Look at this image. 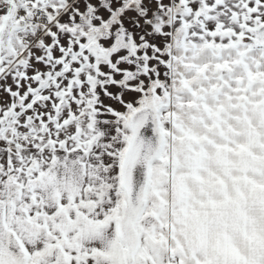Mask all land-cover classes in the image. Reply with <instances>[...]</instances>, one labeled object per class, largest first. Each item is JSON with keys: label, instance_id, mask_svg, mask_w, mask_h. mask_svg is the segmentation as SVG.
Returning a JSON list of instances; mask_svg holds the SVG:
<instances>
[{"label": "snow or ice", "instance_id": "snow-or-ice-1", "mask_svg": "<svg viewBox=\"0 0 264 264\" xmlns=\"http://www.w3.org/2000/svg\"><path fill=\"white\" fill-rule=\"evenodd\" d=\"M0 264H264V0H0Z\"/></svg>", "mask_w": 264, "mask_h": 264}]
</instances>
